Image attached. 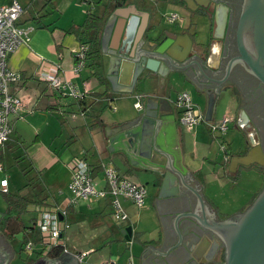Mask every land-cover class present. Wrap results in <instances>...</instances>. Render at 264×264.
<instances>
[{
    "label": "crops",
    "instance_id": "1",
    "mask_svg": "<svg viewBox=\"0 0 264 264\" xmlns=\"http://www.w3.org/2000/svg\"><path fill=\"white\" fill-rule=\"evenodd\" d=\"M12 1L0 0V4H10ZM127 1L124 6H129L130 10L134 11L132 5H136L140 11L146 12L136 27V35L139 31L142 32L144 29L146 31V28L160 24V18L163 16L166 21L165 27L178 33L190 34L194 40L193 47L199 51L197 61L206 71L214 74L217 79L225 76L226 44L214 37L216 19L212 13L205 10L190 11L183 7L188 12L184 15L172 11L171 13H178L180 18L170 22L159 13V7L167 3V0L157 3L159 7L144 0ZM19 2L23 6L19 24L21 27L30 28V38L10 55L8 65L22 74V79L11 85V91L23 99V106L12 114L13 133L9 142L0 145V148L5 156V160L1 159V161L5 164L10 156H13L17 162H26L23 172L27 182L17 186L16 181L9 177L8 170L3 174L0 173V178L7 177L9 180L7 191L27 198L29 204L27 211L23 213L10 210L0 187V232L8 239L14 250V255L8 264H32L40 256L51 259L61 256L62 253L51 254L50 248L40 242L35 221L41 207L66 203V198L70 194L68 186L72 178L71 162L76 156L86 157L94 170L93 176L98 188L106 186L104 171L107 167L117 169L122 175L144 184L147 188L146 203L143 207H137L129 199H122L129 214L127 221H119L115 217L110 196L93 198L91 201H81L69 206L67 220L70 226L63 234L67 243V252L75 255L81 251H89L79 264H94L87 261V258L98 250L105 251L106 248H109V252L97 260L98 264H104L108 260H114L115 264H129L131 257L134 264H194L195 254L201 251L200 257H202L209 244L205 230H210V234H213L224 248L222 238L214 230L200 223L193 215H189L190 217L181 215L177 226L182 239L179 247L173 249L180 238L175 227V219L183 210L173 211L162 207V201L157 197L161 182L156 184L157 179L154 180L152 176L138 172L128 160H118L116 154L108 150L107 128H116L120 125L118 121L126 118L133 111L131 105L136 102L137 95H143L142 99L146 102L155 90V82L148 83L147 87L139 84L130 93L114 91L111 83L106 81L103 52L99 68L92 65L91 59L87 61L81 73L76 74L73 71L75 53L81 42L76 34L68 30L74 25L83 24L90 12L102 16L106 9L110 8L107 21L118 4H108V0H94L88 4L80 0H19ZM203 44L205 46H202ZM57 67L62 69L59 70L62 77L71 79L80 89L88 91L84 110L74 98L65 102L61 92L44 79V72L55 71ZM246 71L253 80L251 89L259 88L260 81L248 70ZM227 78L221 81L223 90L232 83V80L229 82ZM166 86L168 89L165 96L169 99L177 118L178 110L174 100L178 92L183 90L191 93L195 103L200 105L198 108L206 114L208 96L198 92L192 83L178 78ZM230 89L234 92L235 102L231 100L229 106L224 109L221 105L224 95L221 93L217 98L212 119L207 120L208 123L203 121L189 129L182 126L177 119L185 163L191 170L188 184L201 195L202 201L213 209L215 221L236 218L245 210L246 204L254 199L251 196L247 201H244L243 197L240 198L236 191L240 177L235 179L233 174L238 170L242 174L243 167L264 169V165L256 162L249 165L239 162L240 157L248 154L256 143H261L262 127L257 120L254 123L250 119L248 114L252 115V110H246L242 105L241 99L245 90L241 91L237 87ZM104 92H106L104 97L93 94ZM108 107L110 110L107 109ZM221 108L224 111H221ZM243 110L247 113L248 119L244 117ZM225 116H230L233 120L229 123L227 133H224L222 143L218 145L219 149H214L216 142L214 139L209 142L206 134L210 131L211 122L219 123ZM255 116L256 112L254 118L252 117L253 120ZM241 122L252 123L249 129L252 136L241 127ZM232 126L238 128V132L232 134L230 132ZM239 131L243 134L242 137L239 136ZM238 139L242 140L236 150ZM201 144L207 145L206 153L200 151L201 153L196 154ZM202 159L206 164L211 163L212 168L208 167V170H205L206 164H202ZM197 170L198 172L195 173ZM148 186L151 190L150 195ZM167 191L174 195L178 194L177 184L168 186ZM180 193L186 195L190 201L184 209L187 212H195L197 194L185 185H180ZM188 219L194 223L195 230L200 235H205V240L188 231L186 228ZM129 227L131 232L124 233ZM29 239L36 242L32 251L25 248V243ZM200 242L205 243L203 248ZM70 244L74 249L70 248ZM151 248L162 252L170 249L163 255Z\"/></svg>",
    "mask_w": 264,
    "mask_h": 264
},
{
    "label": "water",
    "instance_id": "2",
    "mask_svg": "<svg viewBox=\"0 0 264 264\" xmlns=\"http://www.w3.org/2000/svg\"><path fill=\"white\" fill-rule=\"evenodd\" d=\"M185 1L191 10L215 5L211 10L216 19L214 37L224 41L232 20L230 6L225 2L217 4L216 0ZM132 6L134 11L119 2L106 21L101 38L104 70L107 80L116 92L130 93L139 84L147 87V84L153 81L156 86L142 109H136L118 121L120 125L116 128H107L109 152L116 154L118 160H128L138 172L157 179L156 184L161 182L157 197L162 201V207L173 211L183 210L175 219L180 238L178 245L172 246L173 249L179 247L182 239L177 226L180 216L193 215L222 238L226 247L225 261L222 264H264V188L238 217L215 221L213 209L204 203L201 195L188 184L191 170L186 165L182 152L178 118L165 96L168 89L166 85L173 80L181 78L192 83L198 92L208 96L206 119L211 120L217 98L223 90L221 81L228 77L234 61H242L247 70L264 84V0L245 1L236 29L240 55L233 59L227 69V75L222 79H217L199 64V51L193 47L194 40L190 34L162 28L160 22L146 28V31H139L136 35V27L146 12L140 11L136 5ZM247 32L251 37L250 45L247 42ZM134 46L136 47L133 52ZM243 115L246 119L249 118L244 110ZM239 162L245 165L255 162L264 165V149L261 143H256L248 154L240 157ZM197 172L198 170L195 171ZM175 184L178 194L168 193L167 187ZM180 185L188 186L197 194L195 212H187L184 209L190 201L186 195L179 194ZM61 218L63 219L62 216ZM186 228L191 234L199 235L205 240V235H200L190 220ZM127 232H131L130 227L124 230V233ZM206 239L209 244L204 252L206 255L208 251L206 260H211L210 255L213 256L212 252L214 249L218 250L221 243L207 235ZM201 242L199 244L202 245ZM151 249L163 255L169 251ZM13 255L14 250L8 239L0 232V264H8ZM32 264H79V259L64 250L57 258L40 256Z\"/></svg>",
    "mask_w": 264,
    "mask_h": 264
},
{
    "label": "built area",
    "instance_id": "3",
    "mask_svg": "<svg viewBox=\"0 0 264 264\" xmlns=\"http://www.w3.org/2000/svg\"><path fill=\"white\" fill-rule=\"evenodd\" d=\"M80 1L88 4L94 0ZM22 13L23 6L19 0H13L10 4H0V145H5L10 140L13 133L11 116L23 106V99L11 91V85L19 82L22 79V74L11 69L8 65L10 55L30 38V28H24L18 24V19ZM167 14H165V18L170 22H175L180 18L176 12ZM88 51L89 46L87 44H81L76 51L74 73L79 74L86 67ZM60 69V67H57L55 71L44 72V79L64 96H71L77 100L86 97L88 91L80 89L71 79L62 77ZM142 98L143 95H137L135 107L138 110L144 106ZM175 104L178 110V120L182 126L192 129L201 122L207 121L206 114L198 108L189 91L178 92ZM232 120V117L225 116L219 123L211 122L210 129L213 132L225 133L229 129V123ZM222 146L226 148V146ZM71 167L72 178L68 186L70 194L66 198V203L54 204L52 207H41L35 221L40 242L48 246L50 250L55 245H63L64 249L68 250L63 234L70 226L67 215L71 205L78 204L81 201H91L93 198L110 196L115 217L119 221H127L129 220V214L122 203V199L131 200L137 207H143L146 203V186L133 181L126 175H122L113 167L105 168L106 186L104 188H98L93 170L85 156H76L71 162ZM4 171V164L0 160V173ZM8 181L7 177L0 178V187L3 191L8 190ZM35 244L36 242L33 239L27 240L25 243L26 250L32 251ZM88 254L89 251H81L75 253V256L82 262ZM115 263L114 260H108L104 264ZM129 264H134L132 257L129 259Z\"/></svg>",
    "mask_w": 264,
    "mask_h": 264
},
{
    "label": "rangeland",
    "instance_id": "4",
    "mask_svg": "<svg viewBox=\"0 0 264 264\" xmlns=\"http://www.w3.org/2000/svg\"><path fill=\"white\" fill-rule=\"evenodd\" d=\"M128 1L129 2H140V0H128ZM144 1H146L147 3H149L151 5L156 6V4L161 3L162 0H157L156 2H154L153 0H144ZM96 10H98V9H96ZM172 11H178L184 15L188 12V11L184 10L183 7H181V5L179 3H177L176 1H174V2L168 1L167 3H164L161 5L159 13H161V16L164 15V18H165V14H167V13L169 14ZM160 19H161L160 22L163 23V25L161 23L160 26L162 28H165L164 24L166 21L163 19V16ZM250 82H253V80L250 79ZM252 84H250L244 88V90H245L244 92L247 94V97L243 96L244 104L246 103L247 106L250 108V110H255L259 107L257 110L259 111V113L260 112L262 113V116H263L262 119L264 121V90L261 91L260 87L252 90L251 89ZM263 89H264V87H263ZM222 93H223L224 97H223V100L221 102V105H223L224 109H226V107L229 106V104L231 103V100H233V102H235L234 92L232 89H230V87H228V88H225ZM62 98L64 99L65 102L72 100L71 96H64L63 95ZM134 104L132 103V105H131V107L133 108V111L136 110V108L134 107L135 106ZM197 106L200 107V105H197ZM113 108L114 107H112L111 109L113 110ZM107 109L110 110L109 107ZM221 111H224L223 108H221ZM206 122L207 121H205V123ZM257 122L262 127L261 128L262 129L261 134H264V122H260L259 120ZM230 132L232 134H234V133L238 132V128H235L234 126H232L230 128ZM225 134L221 133L220 131L213 132L210 129V131L207 132L206 135H207L209 142H211L212 139H214V141L216 142L214 149H219L220 143H222L221 141L224 138ZM242 135L243 134L239 131V136L242 137ZM14 138H16V137H14ZM228 140H229V138H228ZM241 140L242 139H238L236 141V150H238L237 148H238ZM206 147H207L206 144H201L199 147V150L196 152V154H199L201 152L206 153ZM200 162H201V159H200ZM202 164H206V162L203 159H202ZM209 164H210V166H209ZM209 164H206V166L204 168L205 170H208V167H209V169L212 168L213 165L211 163H209ZM25 165H26V162H23V161L17 162L16 159L13 158V156L8 157V159H7L6 167H7V170L9 172V177H11L14 181H16L17 186H22L25 182H27V177L25 176V174L23 172V168L25 167ZM251 169H254V170H251ZM1 174H3V173H1ZM1 174H0V176H1ZM239 180H240L239 184L236 185L237 186L236 191L240 195V198L243 197L242 199H244V201H247L250 196H251V198H254V199H251V201L246 204V207H245V210H246L252 204V202L257 198V196L260 194V192L264 188V169L260 170V167L259 168H256V167L244 168L243 167L242 168V174L240 173ZM148 187H149V195H150V193H151L150 186H148ZM30 189L33 190V187L30 186ZM37 192H38V189H37ZM1 195H2V193H1ZM0 199H1V197H0ZM231 209L232 208H230V210ZM70 248L74 249L73 245L70 244ZM108 252H109V248H106L105 251H102V249L98 250L97 252L93 253L92 256H89L87 258V261L93 262L94 264H98L97 260L101 259L102 256L104 257Z\"/></svg>",
    "mask_w": 264,
    "mask_h": 264
},
{
    "label": "flooded vegetation",
    "instance_id": "5",
    "mask_svg": "<svg viewBox=\"0 0 264 264\" xmlns=\"http://www.w3.org/2000/svg\"><path fill=\"white\" fill-rule=\"evenodd\" d=\"M175 1H178V3L181 5V7H184L187 10L193 11V10L188 8V3L185 0H175ZM216 1H217L216 2L217 4L221 3V2H225L231 8V12L230 13L232 15V20H231L229 32H228V34H226L224 41L222 40L226 44L225 55H224V58H225L224 59V70H225V73L227 75V69L230 66V63L233 61L234 58H236V57H238L240 55V50H239V46H238V42H237V36H236V29H237V26H238V19H239L240 14H241V12L243 10V6H244L246 0H216ZM124 5H126V3H124ZM214 6L215 5H212L211 7H208V8H206V7H198L196 9H194V10H201V11L205 10L207 12L212 13L211 10L214 8ZM246 37H247V42L250 45V38H251L250 37V33L247 32ZM246 70H247V68H246L245 64L242 61H239V60L234 61L232 66H231L228 78H227L229 82H230V80H232V83H233V84L229 83V86L232 87L233 89H236V87H237L239 90L242 91V89H244L248 85L252 84V82H250L251 78H249L250 76H249V74H248V72ZM263 87H264V84L260 81V89H261V91L264 90ZM244 97H247L246 93L244 94ZM142 101H143V104L145 105V100L142 99ZM241 102H243L242 105H243V107H245L246 110H250V108L247 106L246 103H245V106H244V99H241ZM174 103H175V100H174ZM175 106H176V104H175ZM257 109L251 111L252 115L248 114L250 119L252 121H254V123H256V120L257 121L259 120L260 122H264L263 119H262L263 118L262 113L261 112L259 113V111ZM254 111L256 112L255 120H253ZM241 123H242L241 127H243V129L245 131H248L249 135L252 136V133L249 130L252 123L251 124L243 123V122H241ZM261 131H262V129H261ZM261 145H262V147L264 149V134H261ZM204 233H206L205 235H207L210 239L211 238L215 239L213 234H210V230L209 231L205 230ZM203 244H205V243H202L201 248H203V246H204ZM225 250H226L225 245H224V248L221 245L218 250L214 249V251L212 252L213 256L210 255L211 260H206V255L207 254L206 255L204 254L202 257H200L201 251H198L197 254H195V256L193 258V260L195 262L194 264H200V263H204V264H207V263L208 264H222L225 261ZM203 259H205V260L202 262Z\"/></svg>",
    "mask_w": 264,
    "mask_h": 264
},
{
    "label": "trees",
    "instance_id": "6",
    "mask_svg": "<svg viewBox=\"0 0 264 264\" xmlns=\"http://www.w3.org/2000/svg\"><path fill=\"white\" fill-rule=\"evenodd\" d=\"M126 1L127 0H108V4L117 5L119 2H122L124 4L126 3ZM110 11H111L110 8H107L105 13L102 16L95 14L94 12H90L87 16V19L85 20L83 24L74 25L71 29L68 30V32H72L78 36L81 44H87L89 46L87 61L92 59L93 61L92 65H94L96 68H99L101 65V58H102L101 38H102L105 23H106V17L110 13ZM19 19H18V24H19ZM106 81L109 82L108 80ZM93 94H95V96L104 97L106 92L93 93ZM86 98L87 96L79 100L76 99V101L81 105V108L83 110L85 109L84 105H87ZM1 159L5 160V156H4V152L2 148H0V160ZM3 164H4V170L7 172L6 164L4 162ZM240 173H241L240 170H238L235 174H233V177L235 179H238L240 177ZM3 197L7 201L10 210H16L19 213H23L27 211V207L29 204V200L27 198L21 195L12 194L9 191H3ZM35 239L37 238L35 237ZM63 252H64L63 245H55L51 248V251H50V253L53 255L60 254Z\"/></svg>",
    "mask_w": 264,
    "mask_h": 264
}]
</instances>
